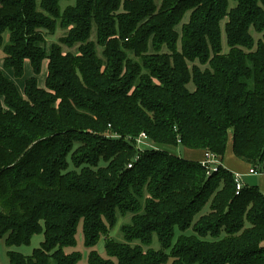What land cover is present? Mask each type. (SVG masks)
<instances>
[{"label": "trees", "instance_id": "trees-1", "mask_svg": "<svg viewBox=\"0 0 264 264\" xmlns=\"http://www.w3.org/2000/svg\"><path fill=\"white\" fill-rule=\"evenodd\" d=\"M60 1L0 0V239L43 237L8 264H78L79 225L87 264H264V193L169 150L264 173V0Z\"/></svg>", "mask_w": 264, "mask_h": 264}, {"label": "rangeland", "instance_id": "rangeland-1", "mask_svg": "<svg viewBox=\"0 0 264 264\" xmlns=\"http://www.w3.org/2000/svg\"><path fill=\"white\" fill-rule=\"evenodd\" d=\"M74 0H69V1H60V6L61 8H64L66 6V4L68 3H73ZM229 4L232 5L233 2L232 0H229ZM188 15L186 14L185 15V20L187 19ZM64 30H61V29H58L57 32L54 34V35H49L47 36V41L50 43V42H54V41H57L58 37H60L61 35L64 34L63 32ZM253 37L254 39L257 41L259 35L256 34L255 32H253ZM3 42L6 43L8 42V35L7 33H5L3 35ZM221 49L223 52H226L228 50V47H227V41H226V37H225V32H224V27L223 25L221 26ZM2 54L1 50H0V55ZM27 65V64H26ZM45 67V68H44ZM43 69L42 70V76L41 78L43 77L44 73L46 72V66H45V61L43 62ZM5 73H7L9 75V77L17 84V85H20L24 82V79L29 77L30 75H32V71L30 70L29 66L27 65L24 69V73L21 77H15L11 71V69H5ZM45 77V75H44ZM44 77H43V80L41 81L42 83L44 82ZM188 87L190 89H193V84L192 82H190L188 84ZM229 138H231L229 136ZM229 141L230 139H228V142L226 144V149H225V152H224V157H223V162L226 163V165L229 167H232L234 170H243L245 169V165L243 162H241L240 160L236 159L232 154H231V151H230V145H229ZM150 144V143H149ZM170 152L174 153V154H177L181 157H184V158H187L185 157V148L182 147V146H177V147H172V148H169ZM199 153L196 152L195 153V156H198ZM203 160V159H202ZM222 164V163H221ZM225 165V166H226ZM226 166V167H227ZM227 167V168H228ZM206 169V168H205ZM230 169V168H229ZM231 170V169H230ZM214 172V171H213ZM237 171H233L234 174H239V173H236ZM212 173V172H211ZM241 175V174H240ZM243 179L247 182V184H251L250 183V179L248 178H245L243 177ZM262 193H264L263 191H261ZM130 216L128 213L125 215V216H118V219H117V222L116 224L109 230L108 232V236L112 237L113 239H115L116 241H119V242H122L124 241V237L122 235V232L120 230L121 226L123 224H127L130 220ZM176 232H178L176 230ZM190 231H187V233H189ZM75 238H76V244L74 247H67L65 248V250L67 252H71V251H78L80 254H81V260L78 262V264H87V254H88V249L84 246V243H83V236H82V231H81V225L78 226L77 228V232H76V235H75ZM43 237L41 234H35L33 235V237L31 238L30 240V243L27 244V245H21V246H14V247H8L5 243V240L4 238H1L0 239V264H8V256H7V251L8 250H15V251H18V252H21L25 255H28V254H31L32 250L36 247H38L40 245V242L42 241ZM150 246L154 249H159V242L157 240V237L155 235H153V239L151 241V244ZM95 249L97 250V252L105 257L106 256V253H105V250H104V237H101L100 240L98 241V243L96 244L95 246ZM166 264H169L166 263Z\"/></svg>", "mask_w": 264, "mask_h": 264}, {"label": "crops", "instance_id": "crops-1", "mask_svg": "<svg viewBox=\"0 0 264 264\" xmlns=\"http://www.w3.org/2000/svg\"><path fill=\"white\" fill-rule=\"evenodd\" d=\"M29 66V68H30V70L32 71V69H31V66H30V64H29V62L28 61H25V63H24V69H25V67L27 66V65ZM45 66H46V61H45ZM45 68V67H44ZM5 69L6 68H4L3 67V65H2V61H0V70L3 72V74H4V76L8 79V80H10V81H12V82H14L10 77H9V75L7 74V73H5ZM42 70H44L43 69V64H42V68H41V72H40V74L37 76V80H38V85H39V87H44V82L42 83L41 81L43 80V77H44V75L46 76V72H47V70H46V72L44 73V75H43V77L41 78V76H42ZM12 71V70H11ZM13 73V72H12ZM33 73V72H32ZM33 75V74H32ZM32 75H30V76H32ZM29 76V77H30ZM28 78V77H27ZM26 79V78H25ZM24 79V80H25ZM44 81H45V77H44ZM15 83V82H14ZM15 85L17 86V88H18V90L21 92V93H23V87H24V82L22 83V84H20V85H17L16 83H15ZM229 145H230V142H229ZM230 151H231V147H230ZM196 152H198L199 153V155L198 156H195V153ZM231 154L233 155V153H232V151H231ZM185 157H187V158H189V159H195V160H199L200 162L202 161V159L204 158V151L203 150H190V149H186L185 148ZM234 156V155H233ZM224 157V156H223ZM235 157V156H234ZM236 158V157H235ZM236 159H238V158H236ZM238 160H240V159H238ZM241 161V160H240ZM241 162H243V161H241ZM221 163H222V165L225 167V168H227L228 166L226 165V163H224L223 162V160L221 161ZM244 163V165L246 166L245 167V169H243V170H241V171H239V170H234L232 167H228L227 169H229L230 171H237L236 173H239V174H241V181L243 182V184H247V182L243 179V177H245V178H248V179H250V183L251 184H255V185H257L258 186V188L261 190V191H263L264 192V173H259V174H250L249 172H248V170L250 169V165L249 164H247V163H245V162H243ZM227 167H226V166Z\"/></svg>", "mask_w": 264, "mask_h": 264}, {"label": "built area", "instance_id": "built-area-1", "mask_svg": "<svg viewBox=\"0 0 264 264\" xmlns=\"http://www.w3.org/2000/svg\"><path fill=\"white\" fill-rule=\"evenodd\" d=\"M135 143L138 149L148 148L151 147L150 144L147 141V135L144 132H141L136 138ZM201 164L206 168V174H210L213 171H216L218 168V165L221 164V161L218 157L213 155L212 153L205 152L204 158L201 161ZM130 166V164H128ZM250 174H259L257 170L250 168L248 170ZM235 181H236V190H239L241 187V175L240 174H234Z\"/></svg>", "mask_w": 264, "mask_h": 264}]
</instances>
